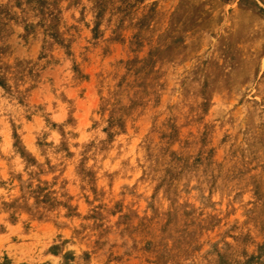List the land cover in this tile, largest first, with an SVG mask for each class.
I'll return each mask as SVG.
<instances>
[{"label": "rangeland", "instance_id": "obj_1", "mask_svg": "<svg viewBox=\"0 0 264 264\" xmlns=\"http://www.w3.org/2000/svg\"><path fill=\"white\" fill-rule=\"evenodd\" d=\"M0 264H264V0H0Z\"/></svg>", "mask_w": 264, "mask_h": 264}]
</instances>
